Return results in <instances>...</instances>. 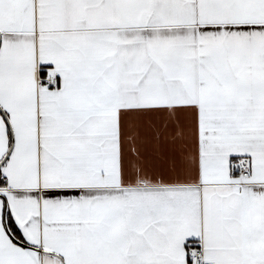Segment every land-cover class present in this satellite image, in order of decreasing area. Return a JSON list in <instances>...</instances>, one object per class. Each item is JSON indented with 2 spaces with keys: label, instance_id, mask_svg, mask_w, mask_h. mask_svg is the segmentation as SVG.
<instances>
[{
  "label": "snow or ice",
  "instance_id": "snow-or-ice-1",
  "mask_svg": "<svg viewBox=\"0 0 264 264\" xmlns=\"http://www.w3.org/2000/svg\"><path fill=\"white\" fill-rule=\"evenodd\" d=\"M0 264H264V0H0Z\"/></svg>",
  "mask_w": 264,
  "mask_h": 264
}]
</instances>
